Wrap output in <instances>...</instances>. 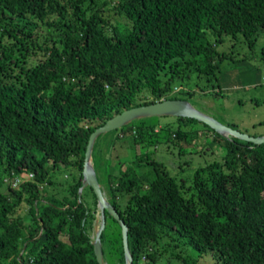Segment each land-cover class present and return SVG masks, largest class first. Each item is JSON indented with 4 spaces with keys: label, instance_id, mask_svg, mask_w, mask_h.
Returning a JSON list of instances; mask_svg holds the SVG:
<instances>
[{
    "label": "trees",
    "instance_id": "1",
    "mask_svg": "<svg viewBox=\"0 0 264 264\" xmlns=\"http://www.w3.org/2000/svg\"><path fill=\"white\" fill-rule=\"evenodd\" d=\"M238 34L249 48L263 40L264 62V0H0V264H97L92 188L78 200L90 134L125 109L192 96L174 92L175 82L215 74L228 56L217 45ZM174 118L176 127L137 119L128 128L134 159L97 177L127 226L133 264H197L181 250L159 262L163 237L218 264H264V142L224 138L222 162L185 185L150 151L201 122ZM60 164L76 171L57 198L45 187L55 188ZM22 202L27 213L16 214ZM104 215L103 263L113 250L124 264L120 225Z\"/></svg>",
    "mask_w": 264,
    "mask_h": 264
},
{
    "label": "rangeland",
    "instance_id": "2",
    "mask_svg": "<svg viewBox=\"0 0 264 264\" xmlns=\"http://www.w3.org/2000/svg\"><path fill=\"white\" fill-rule=\"evenodd\" d=\"M262 41L260 38L254 48H249L240 34L235 37L224 38L216 49L219 52L225 51L228 56L221 61L215 74L198 77L192 73L190 78L185 79V81L175 82L178 85L174 88V92L182 89L179 94L183 96L185 90H194L193 95L186 100L199 112L250 136L263 134L264 123L261 121L264 120V62L260 59L259 51ZM210 92L215 93L210 94ZM144 119L147 122L155 121L159 124L172 122L174 127L177 125L174 116L162 115L144 117ZM136 120L134 119L122 126L123 131H125L123 135L119 134L120 127L101 133L96 137L92 165L101 183L107 174L116 173L120 164L121 167H125L123 164L127 165L134 159L138 146L134 145L128 128ZM182 128L191 132L185 138H180L179 144L159 143L156 147H151L150 151L151 157L162 162L170 175L188 185L198 168L222 162L226 154L224 138L228 137H217L202 122L192 125L182 124ZM74 169L70 165H58L50 174L55 183V188L53 184L46 185L45 191L49 194L54 192L57 198L64 195L65 186L72 181V175L76 171ZM102 187L108 200V192L105 186ZM81 192L85 201L90 199L92 191L88 186L83 187ZM119 200L123 203L124 197L121 196ZM15 213L25 215L27 204L22 202L16 208ZM99 222L100 213L97 208L91 234L93 240ZM169 240V237H163L158 244L163 252L159 262L166 260L171 253L175 254L181 250L182 254L192 253L197 258V264H218L210 254L192 251L191 247L183 244L182 241L168 246ZM28 254L29 252L26 250L24 256L26 257ZM104 256L105 263L103 264H116L119 261L117 251L110 250L108 253L105 252ZM170 257L171 260L179 261L173 256Z\"/></svg>",
    "mask_w": 264,
    "mask_h": 264
},
{
    "label": "water",
    "instance_id": "3",
    "mask_svg": "<svg viewBox=\"0 0 264 264\" xmlns=\"http://www.w3.org/2000/svg\"><path fill=\"white\" fill-rule=\"evenodd\" d=\"M162 115L194 118L205 123L222 136H232L240 140L252 142L254 144H260L264 142V134L259 136H250L248 134L240 132L235 128H231L222 123H219L212 117L196 110L185 99H161L150 104L125 109L122 112L107 119L106 122L103 125L97 127L88 138L83 160L82 182L81 186L78 188V200L80 198L82 188L85 186H90L92 188L97 200V208L100 213V222L99 227L96 230L94 240L92 241L93 252L97 264H103L100 234L105 224V212H108L111 216H113L120 225L125 264H133V262L128 249L127 226L124 224L123 220L120 219L114 207L105 197L92 165L91 152L93 149L94 141L99 134L116 128H120L134 119Z\"/></svg>",
    "mask_w": 264,
    "mask_h": 264
},
{
    "label": "built area",
    "instance_id": "4",
    "mask_svg": "<svg viewBox=\"0 0 264 264\" xmlns=\"http://www.w3.org/2000/svg\"><path fill=\"white\" fill-rule=\"evenodd\" d=\"M32 174H28V177H31ZM21 178L19 176L14 177L13 181H12V185L16 186L19 182H20Z\"/></svg>",
    "mask_w": 264,
    "mask_h": 264
}]
</instances>
